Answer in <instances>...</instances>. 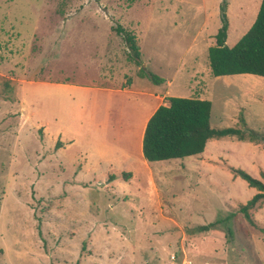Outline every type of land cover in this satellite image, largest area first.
<instances>
[{"label":"rangeland","instance_id":"1","mask_svg":"<svg viewBox=\"0 0 264 264\" xmlns=\"http://www.w3.org/2000/svg\"><path fill=\"white\" fill-rule=\"evenodd\" d=\"M221 1L0 0V264H264V200L249 221L240 208L257 191L230 171L264 182L261 142L211 139L205 157L154 165L134 145L167 105L143 112L138 91H201L215 129H241L236 105L264 103L210 74ZM225 1L231 47L261 0ZM117 25L135 35L141 66ZM248 111L264 135V109Z\"/></svg>","mask_w":264,"mask_h":264},{"label":"trees","instance_id":"2","mask_svg":"<svg viewBox=\"0 0 264 264\" xmlns=\"http://www.w3.org/2000/svg\"><path fill=\"white\" fill-rule=\"evenodd\" d=\"M227 2L219 5L220 26L214 35L215 44L207 49L208 65L213 77L250 74L264 78V0H261L256 18L250 28L231 47L226 45L229 30ZM124 42L127 58L141 66V54L134 34L121 25L113 28ZM140 76L154 85H162L164 78L140 68ZM167 105H160L147 120L141 141V153L147 163L181 160L200 155L211 139L233 137L239 141H259L264 135L255 130L212 128L211 102L198 98L165 97ZM235 176L244 180L257 193L240 208L250 221L248 210L264 200V182L241 169L230 168ZM264 180V174L261 175ZM214 223L200 226L197 231H208Z\"/></svg>","mask_w":264,"mask_h":264},{"label":"crops","instance_id":"3","mask_svg":"<svg viewBox=\"0 0 264 264\" xmlns=\"http://www.w3.org/2000/svg\"><path fill=\"white\" fill-rule=\"evenodd\" d=\"M227 38H228V36H227ZM226 45H227V40H226ZM138 76H139V78L144 79V77H142L140 75H138ZM221 77H223V76H221ZM223 79L226 82H228V84H226L227 86H229V87H235L236 89H238L241 92V95L243 97H252V95L255 96L257 94H261V95L264 94V78L263 77L260 78L259 76H254V75H250V74H238V75L226 76V77H223ZM164 80H165V82L163 84H166L167 83V80L166 79H164ZM64 83H68V82H64ZM56 85L69 86L68 84H61V83L60 84H56ZM81 88L84 91H89V89H87L86 87H81ZM94 90H96L98 92L99 91L103 92L106 89L105 88H99L98 86H95L94 87ZM127 92L133 93L134 90H132V88H130V90H127ZM135 94H137L138 96H143L144 97V103H141V106L143 108L142 109L143 112H147V111H150L151 112V108L158 102V100L160 98H164V100H165V94H164L163 91H160V90L155 91V89H154V90H149V91H138V92H135ZM200 95L201 96H199L198 99H204V100L210 101L209 99H207V97L206 98H203L204 96H202L203 93H201V91H200ZM166 97H169V96H166ZM245 102H249V101H245ZM249 103L256 104V107L258 105L261 106V108L259 106L257 107L258 108L257 110H259L258 112H260L261 110L264 109V103H262V102H249ZM244 104L247 107H243L241 105L240 106L239 105H236V111H237L236 113L237 114L236 113L235 114H236V117L238 116V118H239V121H238L237 124H241V130H254L250 126L249 122L246 120V117H244V114L242 113V110H244V109L249 110L248 112L251 115H253V116H255V115L259 114V113L258 112H254V113L251 112V110L253 109V106L254 105L250 106V104H247V103H244ZM161 105H166V104H161ZM159 106H160V104L157 107H159ZM157 107L152 110V112L150 113V115L143 122L141 130H140V132H138V137H137V140H136L137 142L134 144V145H136L138 147V152L140 153L141 156H142V153H141V141H142V135H143L144 127H145V124H146L147 120L152 115V113L157 109ZM228 107L229 106L227 104L224 105L221 108L222 113L218 114L217 116H219V117L220 116L221 117L223 116L224 117L225 114L223 112L224 111H227L228 110ZM212 108H213V103L211 102V113H212ZM241 113L243 115H241ZM263 123H264V120H263ZM255 131H257V130H255ZM257 132H259V131H257ZM248 144H252V143H248ZM139 146H140V149H139ZM207 155H209V152L207 151V147H205L204 152L202 154H200V155H197V156H203V157H205ZM183 160L184 159H181V161H183ZM145 163L146 164H151V165H154L155 164V163H147V162H145Z\"/></svg>","mask_w":264,"mask_h":264},{"label":"bare ground","instance_id":"4","mask_svg":"<svg viewBox=\"0 0 264 264\" xmlns=\"http://www.w3.org/2000/svg\"><path fill=\"white\" fill-rule=\"evenodd\" d=\"M136 141V140H135ZM135 141H133V142H135Z\"/></svg>","mask_w":264,"mask_h":264}]
</instances>
